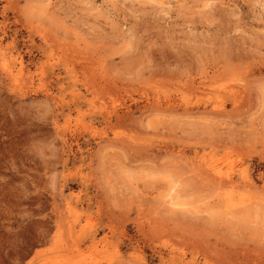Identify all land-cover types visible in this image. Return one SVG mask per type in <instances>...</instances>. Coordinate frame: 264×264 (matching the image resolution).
<instances>
[{"label":"rangeland","instance_id":"374dc122","mask_svg":"<svg viewBox=\"0 0 264 264\" xmlns=\"http://www.w3.org/2000/svg\"><path fill=\"white\" fill-rule=\"evenodd\" d=\"M0 264H264V0H0Z\"/></svg>","mask_w":264,"mask_h":264},{"label":"bare ground","instance_id":"6f19581e","mask_svg":"<svg viewBox=\"0 0 264 264\" xmlns=\"http://www.w3.org/2000/svg\"><path fill=\"white\" fill-rule=\"evenodd\" d=\"M212 176V175H211Z\"/></svg>","mask_w":264,"mask_h":264}]
</instances>
